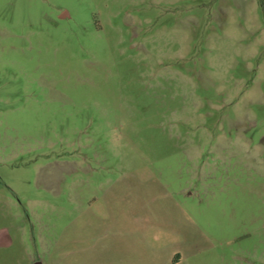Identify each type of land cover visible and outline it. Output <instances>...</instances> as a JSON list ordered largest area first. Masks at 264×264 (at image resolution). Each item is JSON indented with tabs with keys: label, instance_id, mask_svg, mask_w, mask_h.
Wrapping results in <instances>:
<instances>
[{
	"label": "rangeland",
	"instance_id": "rangeland-1",
	"mask_svg": "<svg viewBox=\"0 0 264 264\" xmlns=\"http://www.w3.org/2000/svg\"><path fill=\"white\" fill-rule=\"evenodd\" d=\"M264 264V0H0V264Z\"/></svg>",
	"mask_w": 264,
	"mask_h": 264
},
{
	"label": "water",
	"instance_id": "water-1",
	"mask_svg": "<svg viewBox=\"0 0 264 264\" xmlns=\"http://www.w3.org/2000/svg\"><path fill=\"white\" fill-rule=\"evenodd\" d=\"M35 264H42V262L41 261H37V262H35Z\"/></svg>",
	"mask_w": 264,
	"mask_h": 264
}]
</instances>
